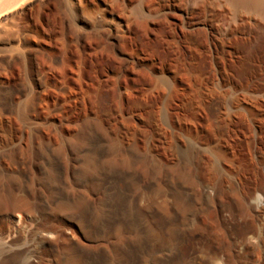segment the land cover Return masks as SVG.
I'll use <instances>...</instances> for the list:
<instances>
[{
	"label": "rangeland",
	"instance_id": "374dc122",
	"mask_svg": "<svg viewBox=\"0 0 264 264\" xmlns=\"http://www.w3.org/2000/svg\"><path fill=\"white\" fill-rule=\"evenodd\" d=\"M25 1L0 0L4 166L59 264H264V8Z\"/></svg>",
	"mask_w": 264,
	"mask_h": 264
},
{
	"label": "bare ground",
	"instance_id": "6f19581e",
	"mask_svg": "<svg viewBox=\"0 0 264 264\" xmlns=\"http://www.w3.org/2000/svg\"><path fill=\"white\" fill-rule=\"evenodd\" d=\"M233 1L236 2L232 10L234 13L233 18L237 21H255L253 16L241 14L238 9L241 3H246L256 8H264V0ZM8 2L4 3V6ZM220 4H222V1L211 3L213 7H217ZM189 35L193 37V31L189 32ZM153 81L157 84L156 88H160L158 80L154 79ZM255 86L248 82L247 79H242L235 83L234 88L237 92L243 91L244 93L252 94L254 97L256 93L262 92V88L258 87L259 85ZM65 89H67L69 94L71 93L68 88ZM260 96L264 102V94ZM67 97L71 98L73 96L70 94ZM10 122L9 116L0 114V130L2 126L11 127ZM13 144L11 137L0 133V264H59L63 259L57 255L56 242L49 237L50 226L39 217L41 203L35 200L36 196L32 192L29 183L23 180L26 170L17 171L15 169V172L9 173L4 166L9 163L8 161H17L19 164L25 163L22 157H18L19 155L14 150ZM21 180H23V183H21ZM261 196L258 198L262 203L258 213L262 216L264 214V198L263 195ZM18 219L22 224H28L23 234L18 232V227L16 228ZM56 237L59 240L62 238V234H58Z\"/></svg>",
	"mask_w": 264,
	"mask_h": 264
}]
</instances>
